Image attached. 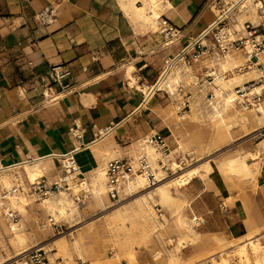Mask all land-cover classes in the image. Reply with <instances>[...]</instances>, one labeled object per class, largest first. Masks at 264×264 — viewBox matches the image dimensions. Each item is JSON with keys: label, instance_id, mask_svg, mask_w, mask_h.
<instances>
[{"label": "crops", "instance_id": "1", "mask_svg": "<svg viewBox=\"0 0 264 264\" xmlns=\"http://www.w3.org/2000/svg\"><path fill=\"white\" fill-rule=\"evenodd\" d=\"M209 2L163 0L158 5L161 17L179 30L178 39L167 46L164 34L136 25L122 9L120 0H0V166L9 168L69 152L77 143L70 132L75 123L85 128L83 146L75 156L83 179L85 173L100 164L90 146L96 141L98 129L120 123L105 141L120 151L119 157H128L132 143L152 131L169 138L172 134L168 133L171 131L166 119L168 110L160 98L169 95L180 110L186 108L187 94L191 95L189 107L195 104L193 90L182 82L183 93L178 88L173 96L158 90L146 100L141 87L149 91L159 80L164 60L179 53L191 38L214 21L215 13ZM51 3L56 7L55 21L40 24L35 15ZM232 56L243 59L242 55ZM209 58L202 55L199 61L183 66H189L190 74L198 79L208 67L205 60ZM57 64L71 69L72 77L67 81L72 88L63 93L54 85L50 93L54 99L49 101L43 90L49 81L50 68ZM130 67L134 68L132 75L137 81L134 86L129 84ZM51 158L49 162L53 164L44 176L48 183L62 173L60 162ZM208 178L207 183L196 177L180 188L181 196L190 201L189 215L205 218L201 234L230 240L248 232L250 220L257 226L264 225V164L257 175L256 189L253 184L228 183L221 175L210 174ZM0 190L6 189L0 186ZM84 191L80 195L83 199L75 198L77 203L85 202L88 195ZM9 204L5 201L3 208ZM15 217L16 223H21L18 212ZM50 218L35 201L28 207L24 227L33 238L44 243L67 230V222L63 220L47 224ZM205 249L198 247L193 254ZM158 258L152 256L153 261ZM56 261L67 264L60 257Z\"/></svg>", "mask_w": 264, "mask_h": 264}, {"label": "bare ground", "instance_id": "2", "mask_svg": "<svg viewBox=\"0 0 264 264\" xmlns=\"http://www.w3.org/2000/svg\"><path fill=\"white\" fill-rule=\"evenodd\" d=\"M139 1L142 2V5L137 4ZM162 2L163 0H120V5L125 13L142 30H149L154 33L157 32V19L161 17L157 8ZM245 5L247 7H242L241 11L237 14L239 20L237 27H241L242 23L247 19L253 22L260 21L250 1L246 2ZM232 55L242 54L228 52L223 57L215 59L210 57L205 60L208 67L215 66L220 73H228V75L218 78L214 81L215 84L210 87H208L207 83L205 84L206 87L201 94H206L211 90L213 92V99L208 102L207 107H203L200 104V99L197 97L198 95L202 101L204 100V97L200 94L201 89L200 91L198 90L199 85L196 79L194 83L196 95L193 96L194 98L197 97V100L195 99V104L192 106L189 114L178 115L180 120L189 118L193 120L192 122L198 123L202 129L207 130V135L201 132L199 133L200 137L198 136L200 140L199 148L202 150L201 155L203 157H199L194 163L187 162L186 166L180 167L179 170L170 176L159 169V173L157 174L158 182L155 186L148 185L146 176L136 172L133 179L126 184L124 189L125 194L128 193L129 196H122L123 198L121 197L118 201L119 204L109 199L108 191L110 186L105 174V162L102 163V161H108L120 155V151L116 150L112 146V143L105 142L114 131L105 134L90 144L100 164L85 173L86 178L82 180L81 184L76 178L71 179V192L64 190L45 197H38L33 192L32 185L37 183L39 179L44 178L51 169V164H53L49 162V159H52L51 156L33 159V161H25L19 165L14 164L15 166L9 168L0 166V186L9 190L7 197L10 204L8 206L11 207V209H8V206V208H3V205H0V224H4L8 247L14 248V251L9 253L7 257L0 255V264H19L20 256L24 255L31 248L43 245V242H39L36 237L33 238L32 234L30 235L29 231L27 232L24 227V220L28 216V207L34 203L33 200L39 201V205L51 216V221L58 222L64 219L76 222L77 218L75 215L80 212L81 206L75 200L74 195L76 196L82 188L87 193L91 192L95 203L103 210L115 207L105 213L104 216L102 215L104 218L99 231H93L94 238H100L106 242L111 241L118 245L119 250L112 256H108L107 259L112 264L121 262L123 253L125 254L124 256H127L126 254L129 253L127 249L130 248L132 241L130 237L127 238V233L124 234L126 232L124 226L128 221L131 223V229L139 228L138 234L140 240L144 242L150 241L152 234L154 237H158L159 230L171 227L172 232L177 234V239L170 238L167 241L169 245H173V248L172 250H167L165 264H198L201 257L209 259L206 264H264V241H262L264 239V225L257 226L258 224L256 225L252 220L248 222V232L245 234L233 237L230 240H225L218 236L215 238L216 247L214 249H205L202 254H194L188 257L184 263L181 261L183 249L187 246L194 247L198 245L202 234L194 226L195 218L197 219L199 216L194 213L189 216V214L185 213L186 208L190 207V201L181 196L180 188L190 183L196 177L204 179L206 182L208 181L209 174L214 169L209 158L224 148L222 141L226 137L232 136L234 127L246 129L248 132L245 135L255 134L264 128L263 110L248 107L247 105L239 106L234 103V87L244 84L249 79H254L257 77L258 72L254 68L244 70L242 68L244 60L235 58ZM188 67H184L183 65L181 67L177 66L161 76L156 83L158 90L168 91L173 96L184 78L189 76V79L193 80L190 68ZM133 69V67L128 69V79L131 86H134L137 82L136 78L132 75ZM141 90L146 93V100H148L153 95L155 88L151 87L148 91L147 87H141ZM83 101L87 102L85 99ZM170 139L171 136L166 140ZM177 142V149H182L183 147V154H176L174 151H171L173 159L178 155H186V152L192 154L190 153L189 142L188 145L185 144L184 146H181L183 144H180L179 141ZM131 147V157L136 158L141 151H145L153 166L159 167L161 154L155 147L146 142L145 138L134 141ZM173 148H176V146ZM263 155L264 137L261 141V148H258L256 151L249 150L222 157L216 164V167L228 178L250 180L254 189H256L257 175L260 173L261 165L264 164ZM171 165L174 168L178 167L175 161ZM15 186H21L20 190L13 192L12 188ZM126 199L127 201L130 199V201L120 205ZM156 204H160L171 214L172 218L174 217L172 223H170V219L164 216V214H161V216L155 214L154 207ZM10 212H18L22 216L21 223L12 221L9 215ZM6 219L7 222L5 221ZM78 223L80 222H76L75 224ZM68 235L73 237L71 243L66 238L67 234L61 235L57 239L52 240V248L46 249L47 252L49 251V255L52 256L50 257L54 264H57L56 259L59 257L72 261L74 254H76L79 258H83L82 246L80 247L81 242L77 238L76 230H73ZM48 246L49 244H46L43 247L47 248ZM105 248V243H103L98 252L104 254ZM161 255L162 252L155 254L156 257H160ZM107 261L105 260L104 263L109 264Z\"/></svg>", "mask_w": 264, "mask_h": 264}, {"label": "built area", "instance_id": "3", "mask_svg": "<svg viewBox=\"0 0 264 264\" xmlns=\"http://www.w3.org/2000/svg\"><path fill=\"white\" fill-rule=\"evenodd\" d=\"M248 1L255 8L260 21L253 22L247 19L242 23L241 27H237V23L239 22L237 14L241 11L242 7H247L245 3ZM209 7L215 13L214 21L196 37L191 38L189 43L179 53L164 60V67L159 78L179 65L199 61L202 55H208L215 59L225 56L228 52L240 53L244 60L242 68L244 70L254 68L257 70L258 75L254 79H249L244 84L234 87V103L239 106L247 105L248 107L264 111V0H210ZM56 16V7L51 3L39 11L35 15V19L40 24L47 25L55 21ZM157 30L165 35V44L167 46L178 39L179 30L164 17L158 18ZM226 75L228 73L222 74L217 68L207 67L204 74L197 79V83L201 89L200 93L205 89L206 83L210 87L215 84L214 81ZM70 77H72V71L67 65H53L50 68L49 81L45 84L43 90L45 98H49V101L54 99V97H50V93L54 91V85H58L63 93L71 91L72 85L67 81ZM152 87L155 88L154 92L158 91L156 84ZM177 88L183 93L181 85ZM184 97L186 98L184 106L189 107L191 95L187 94ZM205 99L207 102L212 100L213 92L208 91L205 94ZM119 125L120 123H111L102 129H98L95 133V140L113 132ZM70 132L77 143L73 149L63 155H51V157L60 162L62 173L53 183H48L44 178H41L37 183L33 184L32 190L38 197H45L52 193L70 189L71 179H79L80 184L84 180L83 174L79 171L75 156L83 146L85 128L79 123H75ZM143 138L161 154L159 167L153 166L145 151H141L136 158L131 156L116 157L106 161L104 168L108 185L110 186L108 196L113 202L117 203L120 200L121 196L125 193L126 184L133 179L136 172L146 176L148 185L155 186L158 182L157 174L159 173V169L170 176L189 162L188 155H178L175 159L171 157V148L166 140L167 137L162 133L156 131L146 134ZM174 161L178 165L177 168L171 165ZM19 188L21 187L15 186L12 188V191H18ZM8 192L9 190H5L4 192L0 190V205H4L5 201H9L7 197ZM84 193H87L86 190ZM156 211L161 216L162 209L158 205H156ZM9 215L13 221L17 222L14 212H10ZM204 223L205 218H195V226ZM19 261V264H54L43 246L31 248L19 257ZM57 264L64 263L58 261Z\"/></svg>", "mask_w": 264, "mask_h": 264}, {"label": "rangeland", "instance_id": "4", "mask_svg": "<svg viewBox=\"0 0 264 264\" xmlns=\"http://www.w3.org/2000/svg\"><path fill=\"white\" fill-rule=\"evenodd\" d=\"M195 80H196V77H194V76H193V80L189 79V76H187L186 78H184L182 80V82L189 85V88H191L193 90L192 93L194 96L196 95V86L194 85ZM201 95L203 96L204 94H201ZM197 97L200 99V104L203 107L208 106V102H205L204 100L202 101L201 97H199L198 95H197ZM197 97H195L196 100H197ZM161 101L166 104L165 108H167V110H168V114H167L166 119H167L169 126H170V129H171V131H169L168 133L172 134L171 139L167 140V142H168L171 149L176 146V148H173L171 151H174L176 154H180V153L183 154V152H182L183 147H182V149H180V148L177 149V147H178L177 141H179L180 144H183L181 146H184L185 144L188 145V142H189V146L191 148L190 153H192V154H189L188 152H186L185 154L189 155V162L194 163L197 159H199V157H203L201 155L202 150L199 148V145H200L199 144L200 140L198 138L199 133L203 132L204 134L207 135V130L202 129L198 123L196 124V123L192 122L193 120H191L189 118H187L186 120H180L179 119L178 115L189 114L193 105H191V107H186L183 109L181 108L179 110L176 108V102L173 101V98L169 97V95H166V97H161L160 102ZM247 132L248 131H246V129L243 130V129H240V127H234L233 128L232 136L231 137L228 136L222 141V144H223L222 146H224V148L209 158L213 167H214V169L211 171L210 174L221 175L228 183L238 182V183H242V184L251 185L250 180H240V179H232L231 177H229V178L226 177L216 167V164L218 163V161L222 157L231 156L235 153L245 152V151H249V150L250 151H256L258 148H261V141H262V138L264 137V128L255 134L245 135ZM152 133H154V131H152ZM241 150H243V151H241ZM175 153H173V154H175ZM128 155L130 156V154H128ZM263 158H264V155H263ZM71 191H72V188H71L70 192ZM82 193H83V191H79L78 194H76V196L73 194L74 198L79 197V198L83 199L82 197H80V195ZM85 195H88V196L86 197L85 202L78 203L81 206L80 212L75 215V217L77 218L76 222H80V223L75 224L76 223L75 221L71 222L70 220H64L63 219V221L67 222V230H65L64 233L56 234L54 237H52L49 240H46L44 243H42L43 245L42 244L41 245L44 246V245L48 244V242H50L51 240L57 239V237H59L61 235H66V234H67V237H66L67 240L69 241V243H71L73 241V237L68 235V234L70 232H72L73 230H76L77 238L81 242L80 247L82 246L81 251L83 254V258H79L76 254H74L72 261H69V259H64V257H60V258L63 259L67 264H73V263L74 264L75 263L76 264H78V263L79 264H98V263L99 264L100 263L105 264L104 262H105V260L107 261L108 256H112L115 252H117L119 250L118 245L114 244L111 241H109V242L102 241L99 237H98L99 239L94 238L93 237V231L94 232L99 231V229L102 225V222H103L104 214L109 212L110 210H112L115 207L109 208L107 210H103L102 208H100L95 203V200L91 196V192L85 193ZM122 196L128 197L129 195H128V193L127 194L124 193ZM33 201L35 202V200H33ZM76 201L78 202V200H76ZM124 201H122V203H120V205H122L124 203H128L130 201V199H128V201H127V199L125 202ZM37 202L39 203V201H37ZM156 205H158L160 207V209H162V214H164V216H167V218L170 219V223H172L174 220V217L172 218L171 214L169 212H167L160 204H156ZM155 211H156V206L154 207V212ZM189 212H191V211L189 210V207H188V208H186L185 213L189 214ZM155 214H158L157 211L155 212ZM51 222L52 221L49 220V222H47V224H49V223L51 224ZM130 224H131L130 221H128V223L125 224L124 228H125L126 232L124 234H126V233L128 234L127 238L130 237L132 244H131L130 248L127 249L129 251V253L126 254L127 256H124L125 254L123 253V255L121 257V262H119L117 264H165L166 263L165 257H167V253H168L167 250H172L173 245H169V243L167 242V244H166L167 246H165L164 243H165V241H168L170 238H173L174 240L177 239V234L172 232L173 230L171 229V227L170 226L167 227L165 229L166 231L164 229L159 230V236L157 238L154 237V235L152 234L151 240L148 242H144V241L140 240V236L138 234L139 228H132L131 229ZM72 225H74V226H72ZM203 225L204 224H201L199 226H195V225L194 226H195V228L198 229V231L203 233V230H204L202 228ZM4 228H5L4 224H0V251H1L0 255L7 257V255L9 253H12L14 251V248L8 247V245L6 243L7 242V233H6ZM216 237H217L216 235H212V234H202L201 235V241L198 245H196L194 247L193 246H187L186 248L183 249V253L181 256L182 263H184V261L186 259H188L189 256H193L194 255L193 253L196 252L195 249L198 247H200V249H203V248L205 249L206 247H207V249H214L216 247V245H215V238ZM211 240H213V241L210 243ZM262 241H264V239H262ZM103 243H105V246H106L104 254L98 252L99 248L101 247V245ZM164 246H165V248H164ZM49 247H53V246H48L45 249H48ZM157 252H162V255L160 256V258L153 261L152 256L154 254H156ZM203 252H204V250L198 252L197 254H202ZM48 253H49V251H48ZM190 254H193V255H190ZM49 256H51V255H49ZM208 261H209L208 258L205 259L204 257H201V260L198 264H206ZM107 262H109V261H107ZM233 263H235V261H233ZM109 264H112V263L109 262ZM184 264H186V263H184Z\"/></svg>", "mask_w": 264, "mask_h": 264}]
</instances>
